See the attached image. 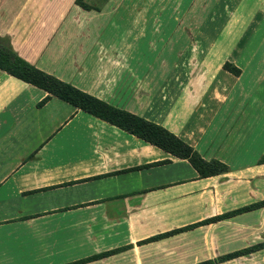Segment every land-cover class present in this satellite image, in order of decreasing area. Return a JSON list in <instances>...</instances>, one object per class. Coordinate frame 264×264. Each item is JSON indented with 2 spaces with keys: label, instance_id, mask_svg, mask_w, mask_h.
I'll list each match as a JSON object with an SVG mask.
<instances>
[{
  "label": "crops",
  "instance_id": "1",
  "mask_svg": "<svg viewBox=\"0 0 264 264\" xmlns=\"http://www.w3.org/2000/svg\"><path fill=\"white\" fill-rule=\"evenodd\" d=\"M101 4L0 0V45L166 129L227 172L200 178L187 160L0 71V264H66L125 246L84 264H162L170 240L175 262L195 264L264 242L262 207L141 243L264 200V97L237 89L245 73L235 79L236 94H211L209 73L200 74V89H181L178 73L192 65L168 47L178 26H159L147 0Z\"/></svg>",
  "mask_w": 264,
  "mask_h": 264
},
{
  "label": "rangeland",
  "instance_id": "2",
  "mask_svg": "<svg viewBox=\"0 0 264 264\" xmlns=\"http://www.w3.org/2000/svg\"><path fill=\"white\" fill-rule=\"evenodd\" d=\"M147 1L148 5L144 9L149 17L163 19V22L158 21V24L163 26L165 31H170L172 27L175 31L177 26L180 31L179 38L175 35L168 47L179 50L180 58L186 67L189 64L193 66H188L190 70L178 73L181 89L186 84L200 89L199 86L204 83L200 74L209 73L211 94H232L236 88V77L245 73L249 74L250 78L244 76L237 89L249 92L256 89L260 98L264 97V0ZM87 2L95 6L92 7L94 9L99 10L102 7L101 0ZM134 8L135 6H132L130 9ZM125 9L129 10L122 7L119 14H127ZM171 17H177L178 22L170 23ZM121 23L122 20L115 18L111 25L118 29ZM252 67L259 68L252 71ZM199 78L201 82H198ZM233 94H236V89ZM259 107L260 115L264 117V101ZM230 230H233L232 226L224 227L221 232ZM179 244L181 245V242ZM227 246L228 249L237 248V245ZM163 249L165 253L162 264L182 263L173 260L171 240L164 243ZM135 258H140V255L136 254ZM231 264H264V255L260 253Z\"/></svg>",
  "mask_w": 264,
  "mask_h": 264
},
{
  "label": "trees",
  "instance_id": "3",
  "mask_svg": "<svg viewBox=\"0 0 264 264\" xmlns=\"http://www.w3.org/2000/svg\"><path fill=\"white\" fill-rule=\"evenodd\" d=\"M75 4L84 10L92 9L84 0H75ZM0 71L5 74L35 88H38L48 96H53L72 107L81 110L95 118L105 121L124 132L131 134L148 144L155 146L165 153L178 158L187 160L195 169L200 178L220 175L227 172V167L217 160L206 161L195 151L190 145L158 126L143 118L132 115L128 112L119 110L103 101L90 96L72 85L62 82L61 80L46 74L27 61L19 57L11 48L0 45ZM264 207V200L256 202L241 208H238L221 215L207 218L196 224H192L183 228L171 230L145 239L141 243L153 242L160 239L170 237L172 235L194 229L198 226L217 223L226 219H230L236 215L250 212ZM130 246L116 248L113 250L101 252L90 257L66 263V264H84L93 262L120 251L128 249ZM264 249V242L256 243L243 249L235 250L215 258L201 261L195 264H220L231 261L242 256L250 255L256 251Z\"/></svg>",
  "mask_w": 264,
  "mask_h": 264
}]
</instances>
